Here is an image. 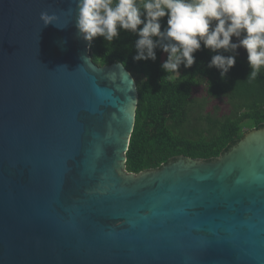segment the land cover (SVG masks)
<instances>
[{
	"label": "water",
	"instance_id": "water-1",
	"mask_svg": "<svg viewBox=\"0 0 264 264\" xmlns=\"http://www.w3.org/2000/svg\"><path fill=\"white\" fill-rule=\"evenodd\" d=\"M76 15L0 0V264H264V127L128 172L137 84L93 62Z\"/></svg>",
	"mask_w": 264,
	"mask_h": 264
},
{
	"label": "trees",
	"instance_id": "trees-1",
	"mask_svg": "<svg viewBox=\"0 0 264 264\" xmlns=\"http://www.w3.org/2000/svg\"><path fill=\"white\" fill-rule=\"evenodd\" d=\"M161 26L162 31L167 27V16L161 18ZM119 33L112 42L94 38L90 55L99 66L122 62L137 84L136 121L126 153L128 172L160 169L179 156L215 161L247 131L264 127V68L257 80L250 82L248 60L219 50L236 58L235 66L222 78L220 70L208 67L216 53L201 44L191 68L181 65L180 75L167 74L161 68L166 53L156 49L155 61H136L138 37L127 30ZM199 86H204L206 99L194 97ZM212 98H227L229 113H205L207 99Z\"/></svg>",
	"mask_w": 264,
	"mask_h": 264
},
{
	"label": "clouds",
	"instance_id": "clouds-1",
	"mask_svg": "<svg viewBox=\"0 0 264 264\" xmlns=\"http://www.w3.org/2000/svg\"><path fill=\"white\" fill-rule=\"evenodd\" d=\"M75 4L80 37L112 42L119 30L132 32L138 37L133 59L155 61L160 49L167 54L161 64L167 74L180 75L181 65L191 68L201 44L216 53L208 67L220 70L222 78L235 66L236 58L219 50H246L250 82L264 68V0H75ZM165 16L167 27L162 31ZM40 20L44 27L56 26L59 17L44 11Z\"/></svg>",
	"mask_w": 264,
	"mask_h": 264
},
{
	"label": "rangeland",
	"instance_id": "rangeland-1",
	"mask_svg": "<svg viewBox=\"0 0 264 264\" xmlns=\"http://www.w3.org/2000/svg\"><path fill=\"white\" fill-rule=\"evenodd\" d=\"M233 42H237V38H232ZM235 54L240 57L247 59V52L244 48H238ZM248 60V59H247ZM194 97L198 100L206 99L204 86H199L194 90ZM205 113L209 111L210 113H216L217 115L228 114L230 111V104L227 98L219 99H207V104L205 105Z\"/></svg>",
	"mask_w": 264,
	"mask_h": 264
}]
</instances>
